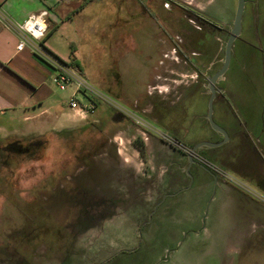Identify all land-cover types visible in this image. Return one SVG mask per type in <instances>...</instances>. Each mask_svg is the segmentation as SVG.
Returning <instances> with one entry per match:
<instances>
[{
	"label": "rangeland",
	"instance_id": "rangeland-1",
	"mask_svg": "<svg viewBox=\"0 0 264 264\" xmlns=\"http://www.w3.org/2000/svg\"><path fill=\"white\" fill-rule=\"evenodd\" d=\"M123 1H91L94 31L80 55L89 51L88 81L106 96L93 114L61 128L0 118V264H264V0H246L242 33L216 84L223 93L213 119L228 139L196 155L249 200L231 197L215 178L207 186L209 171L188 169L185 160L197 142L225 140L207 119L208 77L224 63L233 22L205 25L196 6L222 22L238 0H175L172 14L164 7L172 0H161L160 10L150 0H127L145 10L135 15ZM150 24L175 40L178 60L173 78L161 79L152 113L91 78L107 76L116 93L143 94L148 78L133 46L154 48ZM195 27L209 32L199 69L189 52ZM147 128L178 142L161 136L145 149L140 131Z\"/></svg>",
	"mask_w": 264,
	"mask_h": 264
},
{
	"label": "crops",
	"instance_id": "crops-1",
	"mask_svg": "<svg viewBox=\"0 0 264 264\" xmlns=\"http://www.w3.org/2000/svg\"><path fill=\"white\" fill-rule=\"evenodd\" d=\"M91 1L62 0L57 3H48L42 0H0V10L8 20L15 23L24 21L30 14L37 13L46 6L49 7L48 31L42 41L43 46L54 56L73 65L88 80L86 67L90 59L86 56L90 53L88 50L83 52L85 59H82L80 47L90 45L91 32L94 31L92 25L94 7ZM135 1L137 4L139 3V0ZM175 3V0H172L171 3H165V9L170 11L168 14H172L170 7L172 5L175 8ZM149 4L158 10L162 7L161 0H150ZM123 5L126 6L125 10L130 15L145 11L143 7L137 10L130 8L127 0L123 1ZM196 7L201 10L199 17L203 19L204 24L213 25L217 28L224 29L222 24H232L235 16V12L231 11L232 13L228 15L227 19L218 22L214 20L212 13L208 14L204 11V6L201 8L200 5H197ZM191 10L194 11L192 8ZM148 27H152L153 36L155 35L157 39L153 44L154 48L144 50L145 44L141 48L136 42L133 46L137 54L139 53L141 56V62L145 66L141 72L145 73L148 78L144 85L143 94L132 95L122 91L116 93V89L109 83L107 76L90 75L98 86L104 87L107 93L119 95L122 100L132 105L136 110L152 113L153 97L163 92L158 88L163 84L161 79L173 78L172 72L177 70L178 60L175 40L162 37L160 26L156 28L150 24ZM193 29L197 30L198 34L190 30L193 40L196 41L195 45H191L189 48L190 62L193 65H191L192 69L194 66L199 69L201 64L207 60L209 32L206 30L204 33L200 32L201 28L197 27ZM178 31V29L172 28L174 35H177ZM184 31L187 32L188 30L184 28ZM19 40L20 34L0 18V118L8 117L10 120L19 122L30 120L35 127H42L49 123L60 128L73 125L79 119L69 104L73 89L60 90L52 81V77L56 73L55 68L47 60L36 54L30 45L18 50ZM169 86L171 88L165 90L167 94L173 91L171 90L172 84ZM187 90V87L184 86V91L180 90V92H187ZM200 92L207 93V91L203 92L202 90ZM218 93H223V89L220 88ZM140 94L145 98L142 99ZM150 118L152 122H156L154 117ZM157 131L152 128L140 131L145 149L153 146L156 141L161 142V135ZM185 160H188L187 156ZM194 165L196 170L207 171L195 163L190 168H193ZM208 173L209 178L206 185L215 178L210 172ZM215 180L222 187V190L228 192L231 197L249 200V197L237 187L220 178Z\"/></svg>",
	"mask_w": 264,
	"mask_h": 264
},
{
	"label": "built area",
	"instance_id": "built-area-1",
	"mask_svg": "<svg viewBox=\"0 0 264 264\" xmlns=\"http://www.w3.org/2000/svg\"><path fill=\"white\" fill-rule=\"evenodd\" d=\"M42 1L57 3L62 0ZM49 16L50 10L49 7L46 6L41 11L30 14L24 21L14 23L8 20L0 10V18H2L8 26L14 28L20 34V40L17 45L18 50L23 49L26 45H30L36 54L47 60L56 70V73L52 77L53 83L61 90L69 88L73 89L69 102L70 107L78 116L86 118L88 115H91L96 111L99 101L103 99L105 100L106 96L99 89L93 86L83 75H81L73 65L54 56L43 46L42 41L48 31ZM78 93H82L85 96L84 102L78 99ZM158 133L163 138L178 142L175 138H172L164 132ZM197 158L200 159L199 157ZM203 161L212 169H216L210 163L205 160ZM225 176L229 180L235 182L234 178L229 176L227 173Z\"/></svg>",
	"mask_w": 264,
	"mask_h": 264
},
{
	"label": "water",
	"instance_id": "water-1",
	"mask_svg": "<svg viewBox=\"0 0 264 264\" xmlns=\"http://www.w3.org/2000/svg\"><path fill=\"white\" fill-rule=\"evenodd\" d=\"M245 2L246 0H238L237 10H236L235 17L233 20V25L230 30V35L228 37L226 47H225L224 63L218 71H216L213 75L209 77L210 98H209V108H208L207 119L210 125L212 126V128L220 132L225 137V140L220 141V142L199 141L196 144H194L192 147H190L187 153L188 169H190L193 163L198 164L201 167H203L205 170L209 171L215 177V179H217L216 173L213 172L212 168L209 167L203 160L198 159L196 155H197L198 149L204 146H219V145H222L228 139V135L225 129L217 125L214 122L213 106H214V100L217 95V92L220 90V88L216 86L217 81L227 71L229 64H230L231 56H232L234 42L242 33V17H243Z\"/></svg>",
	"mask_w": 264,
	"mask_h": 264
},
{
	"label": "flooded vegetation",
	"instance_id": "flooded-vegetation-1",
	"mask_svg": "<svg viewBox=\"0 0 264 264\" xmlns=\"http://www.w3.org/2000/svg\"><path fill=\"white\" fill-rule=\"evenodd\" d=\"M19 146H22V147H21V149L24 147V149H25L26 151H29V149H30V147H29V146H23L22 144H21V145H19Z\"/></svg>",
	"mask_w": 264,
	"mask_h": 264
},
{
	"label": "trees",
	"instance_id": "trees-1",
	"mask_svg": "<svg viewBox=\"0 0 264 264\" xmlns=\"http://www.w3.org/2000/svg\"><path fill=\"white\" fill-rule=\"evenodd\" d=\"M9 151V150H8Z\"/></svg>",
	"mask_w": 264,
	"mask_h": 264
}]
</instances>
